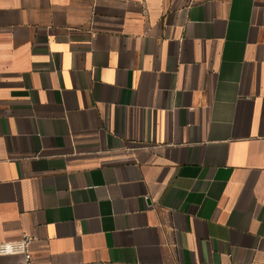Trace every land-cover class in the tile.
I'll list each match as a JSON object with an SVG mask.
<instances>
[{
    "label": "crops",
    "instance_id": "1",
    "mask_svg": "<svg viewBox=\"0 0 264 264\" xmlns=\"http://www.w3.org/2000/svg\"><path fill=\"white\" fill-rule=\"evenodd\" d=\"M24 236L32 264H264V0H0Z\"/></svg>",
    "mask_w": 264,
    "mask_h": 264
},
{
    "label": "built area",
    "instance_id": "2",
    "mask_svg": "<svg viewBox=\"0 0 264 264\" xmlns=\"http://www.w3.org/2000/svg\"><path fill=\"white\" fill-rule=\"evenodd\" d=\"M32 245L33 238L29 236H24L21 241L15 243H0V257L20 255L23 257L22 264H32Z\"/></svg>",
    "mask_w": 264,
    "mask_h": 264
}]
</instances>
